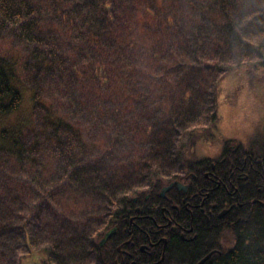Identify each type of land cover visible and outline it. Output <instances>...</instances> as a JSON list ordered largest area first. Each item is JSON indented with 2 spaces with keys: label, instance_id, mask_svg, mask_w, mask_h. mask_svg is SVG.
<instances>
[{
  "label": "trees",
  "instance_id": "1",
  "mask_svg": "<svg viewBox=\"0 0 264 264\" xmlns=\"http://www.w3.org/2000/svg\"><path fill=\"white\" fill-rule=\"evenodd\" d=\"M243 67L264 68V0H0V264H114L121 246L150 263L140 245L165 237L156 264H197L204 219L164 237L180 199L161 193L207 161L219 80ZM243 225L205 264H264V208Z\"/></svg>",
  "mask_w": 264,
  "mask_h": 264
},
{
  "label": "flooded vegetation",
  "instance_id": "2",
  "mask_svg": "<svg viewBox=\"0 0 264 264\" xmlns=\"http://www.w3.org/2000/svg\"><path fill=\"white\" fill-rule=\"evenodd\" d=\"M253 150L256 149L244 145H231L226 156L221 153L216 160L215 158L205 159L207 161L197 170V175L191 173V180L183 173L181 181L185 183L178 180L171 183L173 186L164 194L161 193V196L166 198V195L176 188L180 201H170L171 211L168 213L166 208L162 209L163 213L167 214V224L161 222L160 225H157L151 214L144 217L139 208L135 209V215H133V210L130 208L128 209V214H131L129 225L138 227L144 219H150L153 223L155 222V227L159 230L158 233H161L160 230L166 229L163 233L164 237L181 229V240L192 242L197 236H192L194 232L192 224L188 228L186 226L193 222L195 212H198L199 218L204 219L203 228L205 233L201 237L206 239V242L204 247H200V253L204 256L200 259L196 258L198 259L197 264L207 257L209 258L205 263L215 254L221 255L224 224H228L232 228V248L243 247V242H240V229L243 228L245 222H248L254 216L255 204L264 208V202H262L264 200V151H260L261 154H259ZM197 180H199V190L189 197V186L192 181ZM133 202L137 203V199H134ZM183 204H185L184 212L180 210ZM154 209L157 210L155 206ZM114 234H116V230ZM211 237L214 238L211 239ZM131 241L132 239L125 241L123 244L126 247ZM168 244L169 239L165 237L158 241L149 239L148 244L140 245V252L153 256L150 263L142 260L133 261V256L123 250L121 246L117 249L120 258L115 260L114 264H156L157 253L162 249L159 253L162 256V261ZM136 246V243L132 242L130 248ZM99 264L103 263L99 262Z\"/></svg>",
  "mask_w": 264,
  "mask_h": 264
},
{
  "label": "rangeland",
  "instance_id": "3",
  "mask_svg": "<svg viewBox=\"0 0 264 264\" xmlns=\"http://www.w3.org/2000/svg\"><path fill=\"white\" fill-rule=\"evenodd\" d=\"M67 1L74 7L81 0ZM6 43L4 50L13 45V40L8 38ZM250 71L243 67L226 73L219 80L218 119L209 131V136L196 146V160L216 158L227 142L234 146L257 148L253 151L259 154L261 150L264 151V68ZM29 111V97L25 96L19 115L23 116ZM205 124L204 128L208 129L210 124ZM78 214L74 212L73 216L78 217Z\"/></svg>",
  "mask_w": 264,
  "mask_h": 264
},
{
  "label": "water",
  "instance_id": "4",
  "mask_svg": "<svg viewBox=\"0 0 264 264\" xmlns=\"http://www.w3.org/2000/svg\"><path fill=\"white\" fill-rule=\"evenodd\" d=\"M171 187H172V185H171L169 188H165V189L163 190L162 194H163L165 191H167L168 189H170ZM114 233H115V230H112V231H110L109 233H107L106 236L104 237L103 241H102V244L105 243V241H106L107 239H109ZM208 258H209V257H207L206 259H204V260H203L202 262H200L199 264H204L205 261H206Z\"/></svg>",
  "mask_w": 264,
  "mask_h": 264
}]
</instances>
